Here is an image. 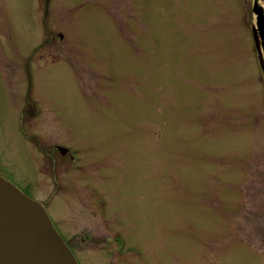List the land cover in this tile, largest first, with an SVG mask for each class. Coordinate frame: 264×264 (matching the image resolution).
<instances>
[{
    "label": "rangeland",
    "instance_id": "rangeland-1",
    "mask_svg": "<svg viewBox=\"0 0 264 264\" xmlns=\"http://www.w3.org/2000/svg\"><path fill=\"white\" fill-rule=\"evenodd\" d=\"M242 6L0 0V174L47 203L79 264H264V80Z\"/></svg>",
    "mask_w": 264,
    "mask_h": 264
},
{
    "label": "water",
    "instance_id": "water-1",
    "mask_svg": "<svg viewBox=\"0 0 264 264\" xmlns=\"http://www.w3.org/2000/svg\"><path fill=\"white\" fill-rule=\"evenodd\" d=\"M48 2L45 0V15ZM25 70L28 103L21 114L31 118L37 110L29 97V60ZM60 237L45 205L27 197L0 176V264H77L70 248Z\"/></svg>",
    "mask_w": 264,
    "mask_h": 264
},
{
    "label": "flooded vegetation",
    "instance_id": "flooded-vegetation-1",
    "mask_svg": "<svg viewBox=\"0 0 264 264\" xmlns=\"http://www.w3.org/2000/svg\"><path fill=\"white\" fill-rule=\"evenodd\" d=\"M44 2H45V0H44ZM242 2H243V6L242 7L244 8V10H246L247 15H248V21H247V25H248L247 30H248V32H247V36H248V39L250 41V46L252 47L251 49L254 51V53L256 55V60H257L258 66H259V68L261 70V75H262V78H263L262 80H264V0H242ZM46 32L49 35L48 42H52L53 40L56 39V36L52 32H50V31H46ZM62 36L63 35L61 33L57 34V37H58V39L60 41L63 40ZM46 42L44 41V43H46ZM24 71H26V70H24ZM26 76H27V72H26ZM27 88H28V80H27ZM29 97L32 100V102H34V100L32 99L31 95H29ZM27 103H28V98H27V95H25V106H24L23 110L26 109ZM34 103H35L37 111H36V114L33 117L29 118V117H26L25 115H22L21 112L23 110L20 112V117H19L20 127L19 128H20L21 134L26 139H28V136H27L28 131H25L24 128H23L24 120L25 119H33L39 114V106H37L36 102H34ZM21 118L23 119L22 121H21ZM32 138L35 140V142H36L35 144L38 147L39 146V144H38L39 143V139L37 137H32ZM52 147H53L52 150L51 149H42L43 154L45 156L49 157V158H52L53 154L55 152H57L59 157L64 158V157L68 156V159L71 162H73L74 164L77 162L76 159H75V156L73 155V153H71L72 152L71 149H69L67 147H64V146H58V145H53ZM52 162H53V164L55 163L54 161H52ZM52 169H53V167H52ZM53 174H54V172H53ZM4 175L6 177H10L11 178V176L8 173H5ZM4 175L0 174V176H2V177ZM53 178H54V183H55L54 191L56 192L60 188V185L55 180V177H53ZM7 180H9V179H7ZM9 181L12 184H14L11 180H9ZM21 191L28 196V194L25 193L23 190H21ZM43 204L45 205V208H47L46 207L47 203H43ZM61 238H63V237L61 236ZM63 240L69 246V244L67 243L66 238H63ZM69 248H70V246H69ZM74 255H75V253H74Z\"/></svg>",
    "mask_w": 264,
    "mask_h": 264
}]
</instances>
